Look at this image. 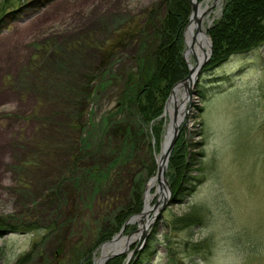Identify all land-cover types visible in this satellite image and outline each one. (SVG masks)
<instances>
[{"label": "rangeland", "instance_id": "374dc122", "mask_svg": "<svg viewBox=\"0 0 264 264\" xmlns=\"http://www.w3.org/2000/svg\"><path fill=\"white\" fill-rule=\"evenodd\" d=\"M226 1L213 7L206 31ZM0 8H24L0 20V219L23 226L0 238V264L29 252L19 264H75L106 230L119 233L118 211L134 204L133 192L144 200L170 122L157 147L151 125L123 105L124 81L92 96L83 88L91 77L100 82L105 42L117 45L105 62L115 76L140 71L146 23L159 24L165 0H0ZM200 81L204 111L191 106L197 114L189 112L194 122L182 134L196 192L159 214L141 264H264V45ZM117 124L129 136L117 138ZM94 250L97 261L102 248Z\"/></svg>", "mask_w": 264, "mask_h": 264}, {"label": "trees", "instance_id": "16d2710c", "mask_svg": "<svg viewBox=\"0 0 264 264\" xmlns=\"http://www.w3.org/2000/svg\"><path fill=\"white\" fill-rule=\"evenodd\" d=\"M165 5L167 13L160 20L159 24L154 23L153 18H150L146 23L147 31L143 42L145 46L144 48L143 45L140 47V52L142 55H145V58H143V65L139 66L140 71L137 72L138 67H136L126 77L124 71L120 70L115 76L113 74L114 65L112 64L107 67L105 62H113L115 60L117 45L105 42L99 47L102 52V61L104 62L101 66L102 72L99 75L100 82L91 77L87 79V85L83 88L84 95L92 96L96 95V89H91L96 86L97 89L110 88L113 80H115L116 85H119L118 82L124 81L126 90L122 92L121 100L124 102L123 105L129 108L128 113L135 110V116L138 117L140 125L149 127L151 125V129H149L150 135L155 139L157 147L160 146L164 131V119L161 120L159 118L164 112L166 102L174 86L189 75V68L182 52L184 31L189 24L192 10L191 2L190 0H165ZM23 10L24 8H20L18 12L13 9L2 11L0 8V20L3 17L16 18V15L23 12ZM208 31L213 44V55L211 62L204 72H213L221 67V65H224L232 56L245 54L251 50L253 51L254 48L264 45V0H227L221 19ZM147 35H151L152 37V42H148V44H146ZM171 36L173 40H171ZM167 42L168 44L166 45ZM57 50L58 52L60 51L59 48ZM150 50L153 53L152 55H150ZM160 60L164 61L160 62ZM166 61L171 62L169 70L167 64H164ZM154 69H157V73L154 72ZM155 87L157 88V92L155 91ZM152 123L154 124L152 125ZM113 132L117 138L119 136L122 138L129 136L124 135L125 130L119 124L113 126ZM184 142L181 136L169 163L168 177L170 178V185L174 193L171 201L172 205L183 203L187 197L196 192L198 185L197 176H189L195 170L188 169L190 156L187 155L188 151ZM100 169V167H96L94 172H98ZM156 172L157 165L154 164L151 174L155 175ZM100 176L101 173L97 174L96 177L99 179L101 178ZM188 179L190 184L187 188L183 183ZM132 195L134 204L132 206L129 205L130 207L122 208L118 211L120 217L116 216L118 231L121 230L131 216L140 214L143 210L144 200L142 190L136 193L133 192ZM103 226H101V230ZM22 228L23 226L18 225H5L4 221L0 219V238L5 236L6 233H17ZM130 229L132 228L129 227L127 229V233L131 232H129ZM113 236L114 233L111 228L106 230L100 235L97 244L92 247L89 246L80 255L81 257L75 260V264H94V249L98 248L102 243L111 240ZM56 253L60 254L59 251ZM32 255L33 253L29 252V254L22 256L18 264L25 258L29 259ZM144 257L146 256L144 255ZM125 258L126 256H119L114 258V260H110L107 264H125ZM142 261H144L143 257ZM142 261L140 259L136 264H141ZM55 262H61V259H58L56 255Z\"/></svg>", "mask_w": 264, "mask_h": 264}, {"label": "water", "instance_id": "95a60500", "mask_svg": "<svg viewBox=\"0 0 264 264\" xmlns=\"http://www.w3.org/2000/svg\"><path fill=\"white\" fill-rule=\"evenodd\" d=\"M191 5H192V13H191L190 21H189L190 24L188 25V28H186V30L184 32L185 43L188 47V50L184 51V53H183V57H184L185 61L188 64V67H189L190 75H188V77L186 79L180 81V83L176 84L175 87L172 89L171 95H170V97L166 103L164 113L161 117V118L166 117V112L169 108L170 102L172 101L175 90L179 87H182L183 88V94L181 97L183 99V103L181 104V106H179L178 104H175L173 107L174 108L173 114L170 116L171 119H170V122H169L167 130H166L165 138L163 139L164 142H163L162 150L160 153V157L156 161L157 162V174L155 177L162 178L164 180V183L168 187V197L164 198L162 201L160 199H158L156 201L155 205L153 207L149 208L148 205H146L147 204L146 198L149 195L150 187H147L146 192L144 193L145 194V204H144L145 207H144L143 212L141 214H138V215H133L124 224L123 229L121 230V232L119 234H117L115 237H113V239L111 241L103 244V247H104L110 243H115V242L120 243L123 239H125L124 248L120 249V250L115 249L111 255L107 256L106 258H104L103 260L100 261L101 264H106L110 259L115 258L117 256L126 255L130 251V246L133 245L136 241H138L137 247H135L134 251H132L130 253V255L128 256V258H126L127 259L126 264H131V262L133 260L132 258H134L135 255L140 250H142L144 248L146 241L149 237V229L153 226V224L155 223V220L158 218L159 214H161L168 207V205L171 201V198L173 196L172 189H171V187L169 185V181L167 179V172L166 171H168V165L170 162V158H171L172 153L174 151L173 149H175L183 129L187 127V119H188L187 117H189L190 106L192 105V103H195V100H196V102L198 100V99L194 98V96L197 95V92L194 91V88L199 83L202 70L210 62L211 57L213 55V53H212L213 52L212 42H210V53H209V55L205 56V58L200 62L196 58L195 54H193L195 57V62H196L194 66L189 61V56H190L189 53H191V49L193 47V44H191V45L187 44L186 33H188V30L191 27L193 22H195V24H196L197 33L198 32L202 33V31H203L202 19L199 18V11H198V10H200V6H201L200 0H191ZM211 11H212V7L210 9H208L207 12H211ZM204 34H205L206 38H209L206 33H204ZM186 103H188V106L186 107V111H184L183 106ZM153 179H151L150 181H152ZM161 186H163V184H161ZM153 211H156L157 214H154V216L151 219L147 220V222H146V219L148 218L149 213H151ZM136 223H138L140 225L138 227V229L135 232L131 233L129 236H124L125 229L127 228L126 226L134 225ZM142 225H143V228H142L143 230H142V232H140Z\"/></svg>", "mask_w": 264, "mask_h": 264}, {"label": "bare ground", "instance_id": "6f19581e", "mask_svg": "<svg viewBox=\"0 0 264 264\" xmlns=\"http://www.w3.org/2000/svg\"><path fill=\"white\" fill-rule=\"evenodd\" d=\"M208 9H210V6L206 5L205 7L201 6L200 10H198L199 11V18L202 19V24H204L205 20L209 19L211 16V14L207 12ZM186 41H187V44H189V45L193 44V47L191 49V53H189L190 54V56H189L190 60H191V58H192L191 56L193 54H195L196 58L200 62L205 58V56L209 55V53H210L209 39L205 37V34L203 32L197 33L195 22L192 23L191 27L188 30V33H186ZM192 65H194V64L192 63ZM182 94H183V88L182 87H179L175 90L172 101L170 102L169 108L166 112V117H169L173 114V109H174L173 107L175 104H178L179 106H181V104L183 103L181 101ZM186 107H187L186 104H184V106H183L184 111H186ZM161 184H163V186H161ZM148 187H150V192H149L148 197L146 198V202H147L146 205H148L149 208L152 207V202H154V199L156 197H159V199L161 201L164 198L168 197V187L164 183V180L162 178L155 177L152 181L149 182ZM154 188H158V192L155 194H152L151 191ZM142 228H143V225L141 226L140 232H142V230H143ZM124 243H125V239H123L120 243L115 242V243H110V244L104 246L102 249L101 257H100V259H98L97 262L99 263L100 260H103L107 256L111 255L115 249H117V250L123 249Z\"/></svg>", "mask_w": 264, "mask_h": 264}]
</instances>
